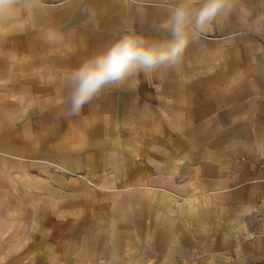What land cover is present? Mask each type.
<instances>
[{"label":"crops","instance_id":"obj_1","mask_svg":"<svg viewBox=\"0 0 264 264\" xmlns=\"http://www.w3.org/2000/svg\"><path fill=\"white\" fill-rule=\"evenodd\" d=\"M181 2L0 6L1 206L35 264H264V0L68 114L74 68L125 35L171 39Z\"/></svg>","mask_w":264,"mask_h":264},{"label":"clouds","instance_id":"obj_2","mask_svg":"<svg viewBox=\"0 0 264 264\" xmlns=\"http://www.w3.org/2000/svg\"><path fill=\"white\" fill-rule=\"evenodd\" d=\"M11 2L0 0V6ZM231 7V0H204L198 9L193 10L191 0H183L172 9L167 22L171 39L150 43L136 34L125 35L86 60L74 68L69 76L71 111L68 114H78L104 88L121 84L133 73L152 71L161 65L178 64L193 30L204 31ZM49 39L58 37L50 35Z\"/></svg>","mask_w":264,"mask_h":264},{"label":"rangeland","instance_id":"obj_3","mask_svg":"<svg viewBox=\"0 0 264 264\" xmlns=\"http://www.w3.org/2000/svg\"><path fill=\"white\" fill-rule=\"evenodd\" d=\"M1 196L3 201H0V264H35L34 256L28 255L30 250H24L25 248L31 249L29 246L31 242L17 239L22 236L21 233H30V226L16 223L17 216L21 215L22 211L1 206L8 203L5 201L9 200V194H2ZM43 260L45 264L47 258L44 257Z\"/></svg>","mask_w":264,"mask_h":264}]
</instances>
